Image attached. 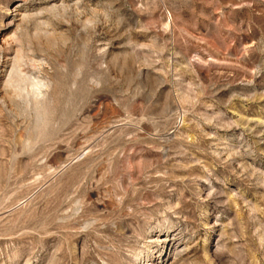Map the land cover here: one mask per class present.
<instances>
[{"label": "rangeland", "instance_id": "374dc122", "mask_svg": "<svg viewBox=\"0 0 264 264\" xmlns=\"http://www.w3.org/2000/svg\"><path fill=\"white\" fill-rule=\"evenodd\" d=\"M0 264H264V0H0Z\"/></svg>", "mask_w": 264, "mask_h": 264}, {"label": "bare ground", "instance_id": "6f19581e", "mask_svg": "<svg viewBox=\"0 0 264 264\" xmlns=\"http://www.w3.org/2000/svg\"><path fill=\"white\" fill-rule=\"evenodd\" d=\"M17 60H18V58H17ZM15 61H16V60H15ZM18 63H20V62H18ZM16 65H17V64H16ZM14 67H15V66H14ZM19 68H20V67H19ZM19 71H21V70H19ZM18 73H19V72H18ZM15 74H17V73H14V75H15ZM8 75H9V74H8ZM11 75H12V74H11ZM14 75H13V77H14ZM20 75H21V74H20ZM20 75H19V76H20ZM9 77H10V76H9ZM9 77H8V78H9ZM11 77H12V76H11ZM11 77H10V78H11ZM13 77H12V79H13ZM12 79L9 80V83H12ZM7 80H8V79H7ZM7 80H6V81H7ZM9 83L7 82V84H9ZM12 84L15 85V81H14V83H12ZM39 84H40V83H39ZM14 85H12V87L15 88ZM16 85H17V84H16ZM36 85H37V87L40 86V85H38V84H36ZM10 86H11V84H10ZM19 88H20V86H19ZM15 89H16V88H15ZM15 89H14V90H15ZM37 89H38V88H37ZM15 91H16L15 94H18L19 96H22V97H24V98H27L26 100L31 99V97L28 98L30 94L26 96V94L24 93L25 91H23L22 89H18V86H17V89H16ZM38 92H39V91H38ZM39 94H40V93H39ZM39 94H36L35 96L37 97V95H39ZM26 103H27V102H26Z\"/></svg>", "mask_w": 264, "mask_h": 264}]
</instances>
